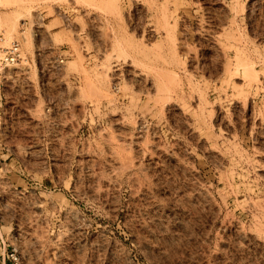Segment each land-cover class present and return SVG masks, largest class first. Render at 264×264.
Returning a JSON list of instances; mask_svg holds the SVG:
<instances>
[{
	"label": "rangeland",
	"instance_id": "1",
	"mask_svg": "<svg viewBox=\"0 0 264 264\" xmlns=\"http://www.w3.org/2000/svg\"><path fill=\"white\" fill-rule=\"evenodd\" d=\"M12 43L0 264H264V0H0Z\"/></svg>",
	"mask_w": 264,
	"mask_h": 264
},
{
	"label": "built area",
	"instance_id": "2",
	"mask_svg": "<svg viewBox=\"0 0 264 264\" xmlns=\"http://www.w3.org/2000/svg\"><path fill=\"white\" fill-rule=\"evenodd\" d=\"M19 57H20L19 45L17 43H12L9 48L3 50L0 53V62L13 63L17 61ZM6 260L9 264H19L20 263L18 252L14 247L9 248L7 255H6Z\"/></svg>",
	"mask_w": 264,
	"mask_h": 264
},
{
	"label": "bare ground",
	"instance_id": "3",
	"mask_svg": "<svg viewBox=\"0 0 264 264\" xmlns=\"http://www.w3.org/2000/svg\"><path fill=\"white\" fill-rule=\"evenodd\" d=\"M246 64V63H245ZM239 65V64H238ZM244 67V70H247V69H250L249 67H250V65H248V67H247V65H244L243 66ZM237 68V67H236ZM253 68H251V70H252ZM233 70V69H232ZM230 71V70H229ZM235 71V70H234ZM250 71V70H249ZM244 72H246V71H244ZM248 73V72H247ZM246 74V73H245Z\"/></svg>",
	"mask_w": 264,
	"mask_h": 264
}]
</instances>
